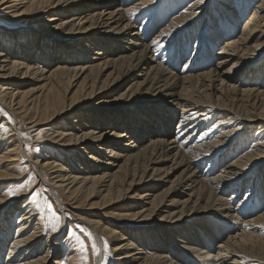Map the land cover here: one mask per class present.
<instances>
[{
    "label": "bare ground",
    "instance_id": "obj_1",
    "mask_svg": "<svg viewBox=\"0 0 264 264\" xmlns=\"http://www.w3.org/2000/svg\"><path fill=\"white\" fill-rule=\"evenodd\" d=\"M162 1L0 0L10 20L27 14L32 29L45 38L56 33L64 43L55 50L64 59L55 63L43 48L37 58L28 45L9 51L10 42L0 44V104L15 120L26 117L28 129L63 117L65 125L59 122L62 127L48 137L55 148L71 149L67 160L77 159L75 168L60 158L26 156L56 207L64 210L55 191L72 199L99 196L94 205L102 209L128 199L144 202L125 216L129 223L155 225L140 228L143 237L80 217L96 238L102 233L117 242L111 246L116 264H264V190L256 186L264 179V142L244 138L248 124L264 127L263 77L253 75V60L264 56V0ZM248 2L253 9L243 20ZM201 18L206 28L201 23L194 37L191 29ZM238 29V38L220 44ZM216 47L228 57L215 61ZM40 63L53 65L45 70ZM232 72L238 80L228 79ZM76 108L101 110L92 116L96 125H87ZM121 116L108 132L101 128ZM9 127L6 140L0 127V180L16 179L22 163L19 127ZM79 154L101 166H80ZM250 176L255 186L234 200ZM27 207L11 213L15 227L0 236V253L8 245L1 264L51 262L53 243L46 239V250H39L44 225ZM5 208L11 202L1 191L0 212Z\"/></svg>",
    "mask_w": 264,
    "mask_h": 264
},
{
    "label": "rangeland",
    "instance_id": "obj_2",
    "mask_svg": "<svg viewBox=\"0 0 264 264\" xmlns=\"http://www.w3.org/2000/svg\"><path fill=\"white\" fill-rule=\"evenodd\" d=\"M136 0H128V2L132 3ZM176 1V0H175ZM188 0H185L184 2H187ZM258 0H255L253 2H257ZM162 2H172V0H163ZM209 2H211L209 0ZM251 4V2H248V6ZM2 6H0V44L2 45V48H6V44L10 42L11 46L9 51H14L15 48H17L20 45H28L29 48H35L31 53L28 48H23L27 49L24 50L29 54H32L33 57H39L37 53H40L41 50L39 48H43L42 50L46 51L48 54H51L49 59L52 60L51 62L55 63L59 59H64L61 58L63 55L57 54L55 50L57 49V45H64L62 43V40L57 37L56 33L53 32H47L46 38L43 37L44 34L38 33V30L35 31V29H32L31 24L32 21L27 18V14L25 15H16L15 20H10L8 18V12L6 10H1ZM93 9V7L91 8ZM253 6H249V11L246 12L245 14H241V19L246 20L247 17L249 16L250 12L252 11ZM60 10L58 7L55 11L57 12ZM243 12V11H242ZM18 14V13H16ZM57 14V13H56ZM30 18V17H29ZM144 18H141L138 20L137 25H140V22L143 21ZM205 19H200L198 22L192 27V34L194 37L197 36V33L199 31L201 23L203 24L202 30H205L206 28V22H204ZM9 21H15L14 24H8ZM242 23H238L239 29L242 27ZM239 29L235 32H233L230 36H227L225 38H222L220 41V44L223 45L225 41H229L232 38H238V36L241 35V32ZM157 28L153 31V33H149L147 36L146 42H148L156 32ZM203 34V32H202ZM258 34V33H257ZM251 40L252 42H255L257 40V35ZM194 38L193 40H195ZM42 40V41H41ZM264 40L261 39L260 42ZM70 45V44H69ZM13 49V50H12ZM23 49L19 50L20 55H24V52L22 51ZM198 50V49H197ZM200 50V49H199ZM196 53V55L201 56L202 52ZM193 49L191 46L188 48V55L192 54ZM220 47H216L214 50V55L213 59L215 61H218L216 59L218 58H226L228 57L225 53H219ZM3 53H6L4 50H2ZM61 53V52H60ZM60 55V58H59ZM82 56V55H81ZM11 57V56H9ZM19 58L17 59L20 62L25 61L22 56H18ZM83 57V56H82ZM209 57L211 59L212 55L209 53ZM69 59H74V58H69ZM234 60H232L227 66L226 64L224 65V69H228V67L233 63ZM72 63V62H68ZM184 61L182 60L180 64L178 65V68L180 69L181 66L183 65ZM213 63V61H212ZM210 63L209 66L212 64ZM253 63L257 64V70L253 73V75H259L256 77V80L261 81L263 77V82H264V56L260 57L259 59H254ZM43 69L48 70L53 64L50 63L47 64H42L40 63ZM209 66L206 68L208 69ZM248 69V68H246ZM239 76H236L233 72L230 74L228 79H236L238 80ZM7 81V80H5ZM12 82L11 80H8V82ZM28 87H33L32 84H28L25 86V88ZM264 88V84L262 86ZM98 99H91L87 101L86 106L97 102ZM81 108V106H80ZM80 108H76L74 111L80 113L78 117H82L85 119L86 124L90 125H96L97 119L96 116L92 117L94 114L99 113L101 110H93L91 112H85L81 111ZM31 115V114H30ZM30 115L27 117L29 118ZM87 115V116H85ZM88 116L90 118H88ZM6 118V120L4 119ZM122 118H111L107 120V122L104 124V126H101L103 130L108 132L111 128L115 127L116 125H119L118 121L119 119ZM56 120L54 122H49L46 124H39L31 129H28L27 127L29 124L27 123L26 117L18 116V119L15 120L12 118L10 113L0 104V127L3 128L2 135L4 136V140L10 138V124L14 123L16 124L17 127H19L20 130V147H21V160L19 169H18V175L16 179L12 180H0V192L5 191L6 197H8L9 201L11 202V208L3 209L2 212H0V236L2 237L3 232L5 231L6 233H11L12 230L15 227L16 224V219L12 218V214L16 216V212L18 213L19 209L21 208L22 205L28 204L29 207L26 209H30L33 213H36L39 221L43 223L44 225V232L40 237H38L36 240L38 241V246L39 250L42 252V250H46V244L45 241L46 239L51 240L53 243V251L50 254V263L48 264H53V260L58 261L59 264H80L81 258L83 255H87L88 261L87 264H97L96 260L99 258V263L100 264H116L115 256L111 252V246L112 244H115L117 242L112 243L111 238L108 235L98 233V237L96 238L94 234H92L89 226L87 225V220H92V221H100L102 223H113L115 227L121 229V230H128L132 231V235L135 234H141L138 235V237H143L142 236V231H140V228H144L145 230L147 229H153L155 225H153L152 222H147V223H141V224H135L129 223V221L126 219L125 216L131 211H134L138 213L141 209L140 207L143 206V201H135L134 199H128L127 201H121L117 204L110 205L106 208H101V206H96L94 205L99 201V196H95L94 198H86L85 196H78L76 199H72L68 197L66 194H61L58 191H55L56 194H54L56 197L59 198L60 202L62 203V206L64 208L61 209L60 207H56L55 204L53 203V200L51 199L53 197L52 192L49 190V188L46 186V184L41 181L39 182V177L37 174V168L35 167L34 164L29 162L26 158V156L30 157H37L40 161L41 159L45 160H52V159H59L60 162H64L65 166H70L72 168H75V164H77L78 160L71 158L72 162L68 161L67 159L70 158L71 151L69 152L68 150L71 149H63V148H55L54 142L49 140L48 135L50 136L51 134L57 133L56 130H59L62 126H60L59 122H62V124L65 125V121L63 120V117H58L55 118ZM8 122V124H7ZM257 121L256 123L248 124L250 127L248 128V132L244 134V138H247L249 141H252V139L258 138L259 140H262L264 142V127H258L257 128ZM22 125V126H21ZM151 129V128H150ZM23 130V131H22ZM260 130V131H259ZM169 131V130H168ZM173 131L170 130L169 136H171V132ZM134 131L132 130V133ZM8 138H5V137ZM130 137V136H129ZM137 137L140 138L139 135ZM48 138V139H47ZM126 139V138H125ZM130 138H127L128 140ZM111 140L112 139H108ZM113 141V140H112ZM133 141V139L131 140ZM114 142V141H113ZM146 142V140H143V143ZM5 147V142L0 143V155L3 153ZM97 146H94V151ZM24 149V151H22ZM64 150V151H63ZM67 154V155H66ZM48 157V158H47ZM78 159H83V156L81 154L76 156ZM97 158V157H96ZM81 159V165H86L91 163L93 164V161L84 158L82 162ZM100 159L96 160L97 162ZM120 163V162H118ZM169 162L166 163L164 166H168ZM94 167H100L101 165L99 162L97 164H93ZM42 172L44 173L45 177L47 178L48 175L50 174L48 171L42 169ZM252 176H250L245 182L243 186V193L236 195L237 198L234 200L238 201L241 200L246 189H249L252 187L254 184H252ZM260 181V180H259ZM256 183V182H255ZM255 186V185H254ZM256 186L259 187L261 186L262 189L264 190V179L263 181L257 182ZM9 192L14 193L13 195H8ZM38 193L37 196L33 197L31 194L32 193ZM230 193L226 194V197H229ZM81 198V199H79ZM236 202H234L235 204ZM51 206V212L49 210L48 206ZM31 206V207H30ZM129 206V207H128ZM117 212H120L119 214ZM51 213H56L60 217V224L57 228L58 234L55 236H51L53 233L52 231V223L54 222ZM5 214V215H4ZM8 216V217H7ZM83 218L85 220L80 219ZM78 218V219H77ZM245 219V218H244ZM11 220V221H9ZM166 226V225H165ZM191 226V224L189 225ZM136 229V230H135ZM56 230V231H57ZM68 230H72L74 233V236L69 237L68 236ZM137 232V233H135ZM143 232H146L143 230ZM90 233V235H88ZM1 240V239H0ZM35 240V241H36ZM83 242V248L79 246V242ZM9 243V241H7ZM95 243L97 248L99 249V254L98 255H93L92 253V244ZM105 245L107 246V254L105 253ZM7 247L6 249H3V251L0 253V258L3 260L7 253ZM38 253V252H36ZM60 255L64 256L61 257ZM1 264V260H0Z\"/></svg>",
    "mask_w": 264,
    "mask_h": 264
},
{
    "label": "snow or ice",
    "instance_id": "obj_3",
    "mask_svg": "<svg viewBox=\"0 0 264 264\" xmlns=\"http://www.w3.org/2000/svg\"><path fill=\"white\" fill-rule=\"evenodd\" d=\"M13 194H14V193H12V192H9V193H8V195H13ZM31 195H32L33 197H35V196L38 195V193H35V192H34V193H32ZM48 207H49V210H50V212H51V206L49 205ZM51 217H52V219H53V221H54V222L52 223V225H51V227H52V231L55 232V231L57 230L59 224H60V217H59V215H57L56 213H51ZM88 235H90V233H89ZM68 236H69V237L74 236V233H73L72 230H68ZM79 246H80L81 248H83V242H82V241L79 242ZM91 247H92V253H93V255H98V254H99V249L97 248L96 244L93 243ZM105 253L107 254V246H106V245H105ZM87 261H88V257H87V255H83L82 258H81L80 264H87Z\"/></svg>",
    "mask_w": 264,
    "mask_h": 264
}]
</instances>
